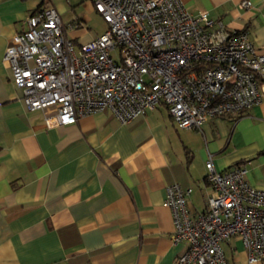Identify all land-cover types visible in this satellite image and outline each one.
<instances>
[{
  "label": "crops",
  "instance_id": "crops-1",
  "mask_svg": "<svg viewBox=\"0 0 264 264\" xmlns=\"http://www.w3.org/2000/svg\"><path fill=\"white\" fill-rule=\"evenodd\" d=\"M182 0L229 30L249 31L264 53V0ZM50 5L76 48L107 24L92 0H0V264H174L185 250L173 243L166 187L191 188L190 212L205 208V162L217 171L235 164L264 190V95L238 114L180 128L163 102L121 122L109 109L45 129L12 82L4 49L34 11ZM93 14L103 28L90 25ZM94 17V16H93ZM227 264L249 263L238 236L221 243Z\"/></svg>",
  "mask_w": 264,
  "mask_h": 264
},
{
  "label": "built area",
  "instance_id": "built-area-1",
  "mask_svg": "<svg viewBox=\"0 0 264 264\" xmlns=\"http://www.w3.org/2000/svg\"><path fill=\"white\" fill-rule=\"evenodd\" d=\"M92 3L107 28L78 48L57 10L46 5L4 49L14 86L45 129L104 109L127 122L158 102L179 127L199 129L208 118L241 113L264 95V53L247 29L229 30L204 10L190 12L182 0ZM205 167L210 192L203 211H189L191 188L166 187L172 241L186 245L174 264H227L221 243L233 236L249 263L264 261V190L246 182L243 164L217 171L209 156Z\"/></svg>",
  "mask_w": 264,
  "mask_h": 264
},
{
  "label": "rangeland",
  "instance_id": "rangeland-1",
  "mask_svg": "<svg viewBox=\"0 0 264 264\" xmlns=\"http://www.w3.org/2000/svg\"><path fill=\"white\" fill-rule=\"evenodd\" d=\"M93 16H92V20L90 22V25L93 28H98V29L103 28L105 23L103 22L102 18L96 16V14H93ZM112 56L114 57V59H118V49H115L112 51Z\"/></svg>",
  "mask_w": 264,
  "mask_h": 264
},
{
  "label": "trees",
  "instance_id": "trees-1",
  "mask_svg": "<svg viewBox=\"0 0 264 264\" xmlns=\"http://www.w3.org/2000/svg\"><path fill=\"white\" fill-rule=\"evenodd\" d=\"M165 105V104H164ZM166 106V105H165ZM167 108V107H166ZM171 116V115H170ZM172 118V117H171ZM174 121V120H173ZM176 124V123H175ZM177 125V124H176ZM178 126V125H177ZM179 127V126H178ZM181 128V127H180Z\"/></svg>",
  "mask_w": 264,
  "mask_h": 264
}]
</instances>
